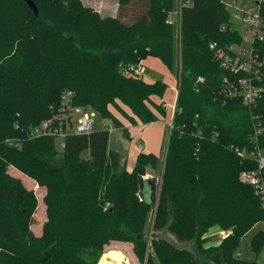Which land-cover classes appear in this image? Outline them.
<instances>
[{
    "label": "trees",
    "instance_id": "trees-1",
    "mask_svg": "<svg viewBox=\"0 0 264 264\" xmlns=\"http://www.w3.org/2000/svg\"><path fill=\"white\" fill-rule=\"evenodd\" d=\"M33 1L38 16L25 0H0V264H99L106 253L124 254L126 247L112 242L132 244L140 264H262L237 255L242 239L264 224V199L241 179L257 161L236 150L264 152V77L251 109L220 95L228 73L210 46L242 41L224 2L194 0L177 30L170 20L176 0H119L117 15L106 17L82 0ZM260 10L264 15V4ZM150 57L179 79L160 184L144 179L160 158L141 152L128 171L107 129L71 136L64 149L54 137L32 135L54 118L68 91L75 107L111 120L128 138L111 108L134 126L160 121L151 107L167 115L154 99L164 100L169 85L125 72ZM253 116L261 122L257 141ZM11 168L46 191L39 233V199ZM147 183L156 189L153 201ZM213 229L223 237L209 245L219 236L209 235ZM152 230L194 242L195 252L152 237ZM251 249L263 252V229Z\"/></svg>",
    "mask_w": 264,
    "mask_h": 264
},
{
    "label": "built area",
    "instance_id": "built-area-1",
    "mask_svg": "<svg viewBox=\"0 0 264 264\" xmlns=\"http://www.w3.org/2000/svg\"><path fill=\"white\" fill-rule=\"evenodd\" d=\"M231 12L232 28L234 25L244 27L245 34H240L241 43H235L226 49L217 48L216 44H212L210 49L213 51L215 59L222 70L228 75L224 77L220 85V95L225 99H236L241 104L251 109L256 106L262 96L264 77V49L256 46L264 45V15L260 10V5L264 4V0L256 1V8L246 10L239 6L237 0H222ZM194 0H176L175 10L170 14L171 18L175 17L176 22H171L180 27L182 12L185 8L191 7ZM225 30L226 27H223ZM126 74L141 75L139 67H128L125 69ZM202 81L201 78H199ZM178 94V93H177ZM171 120L168 123L170 131L173 130L174 115L176 104ZM95 113L73 105V93L65 92L57 109L54 118L43 121L34 131L35 136H49L56 138L60 149L65 148L67 138L71 136H89L95 129ZM254 120V140L261 134V122L258 116H253ZM12 143V141H10ZM138 148L142 150L143 144L137 142ZM241 158H253L258 163V169L247 171L241 174V179L249 185L256 188L257 192L264 199V152L257 148L252 153L245 150L239 152ZM223 237V233L220 235ZM264 252V249H263ZM241 256L240 253L237 254Z\"/></svg>",
    "mask_w": 264,
    "mask_h": 264
},
{
    "label": "rangeland",
    "instance_id": "rangeland-1",
    "mask_svg": "<svg viewBox=\"0 0 264 264\" xmlns=\"http://www.w3.org/2000/svg\"><path fill=\"white\" fill-rule=\"evenodd\" d=\"M86 6L92 7L104 17L106 16H116L118 13V4L119 0H82ZM257 0H237L239 6L246 10H253L256 8ZM172 22H176V18H171ZM177 30L178 26L173 25ZM234 30L240 32V34H245L246 30L244 27L234 25ZM178 43L176 44V60L179 64L180 57V49L181 43L179 42V36L177 37ZM141 75L139 78H142L146 82H155L156 80H161L162 82L169 85V90L164 98V100L155 98L156 105H162L164 102V107L167 109V115L163 117L154 107H151L154 112H156L160 121L149 124V125H139L135 127L128 117L124 116L118 110L111 108L114 116L122 122L125 127L130 128L132 130L131 138H128L124 135L123 131L115 128L112 124L111 120L103 119L99 115L95 117V130H103L107 129L110 132V148L116 150L121 157V164L127 168L128 171H132L135 166V162L137 156L141 152L145 153H154L160 158V165L157 169L148 168L144 179L155 180L157 184L161 183V172L163 167V162L165 159L166 146L168 142V135L170 133V128H168V123L171 120V116L174 112L175 104L178 99V83L179 79L176 76L175 72L169 71V69L156 58H151L144 63V65L139 66ZM177 70V69H176ZM178 93V94H177ZM122 109L130 116V110L122 106ZM91 111V110H90ZM93 112V111H92ZM137 133V134H136ZM143 133V134H142ZM140 137V138H139ZM139 138V140H138ZM141 141L143 144L142 150L138 148L137 142ZM85 157H88V154H85ZM11 173H14L15 176L19 177L24 185L29 190H34L38 199H39V208L35 215V224L33 225V230L35 233H39L41 231L43 223L46 221V206L44 204V196L45 189L38 187L35 182H33L30 178L20 173L14 168H11ZM38 187V188H37ZM156 192V191H155ZM264 230V224L257 225L254 227L243 239L241 242V246L239 248V253L241 254V258L248 261H258L259 263L264 264V252L260 253L258 256L251 249V240L253 236L257 233L258 230ZM216 233L214 229L210 232V236ZM152 237L165 239L175 247L179 249H185L191 252H195L196 245L194 242H184L178 240L173 234L168 232V230L163 231H154L151 232ZM221 239L220 236L212 239L209 245L216 244ZM116 244L118 246H125L126 250L124 251L125 255V263L126 264H140L138 258L136 257L133 251V245L130 243H121V242H112L110 245ZM108 245V246H110ZM107 247V246H106ZM105 247V248H106ZM113 252V251H111ZM120 252V251H117ZM122 253V252H121ZM103 257V256H102ZM102 259V258H101ZM108 257L104 256V260L106 261ZM101 263V262H99ZM124 263V262H123ZM115 264H122L120 261H116ZM212 264V263H211Z\"/></svg>",
    "mask_w": 264,
    "mask_h": 264
},
{
    "label": "water",
    "instance_id": "water-1",
    "mask_svg": "<svg viewBox=\"0 0 264 264\" xmlns=\"http://www.w3.org/2000/svg\"><path fill=\"white\" fill-rule=\"evenodd\" d=\"M26 4L28 5V7L33 10L34 14L36 16L39 15V10H38V7L36 6V4L34 3L33 0H25ZM145 180H148V179H145ZM148 182V181H146ZM155 187L152 186L150 183H147V197L150 199V200H154V197H155Z\"/></svg>",
    "mask_w": 264,
    "mask_h": 264
},
{
    "label": "crops",
    "instance_id": "crops-1",
    "mask_svg": "<svg viewBox=\"0 0 264 264\" xmlns=\"http://www.w3.org/2000/svg\"><path fill=\"white\" fill-rule=\"evenodd\" d=\"M150 58H148L147 60H145L143 63H142V65H144V63L146 62V61H148ZM135 127H138V126H135ZM129 131H130V135H132V130H130V128H129ZM137 134V133H136ZM143 134V133H142ZM140 138V137H139ZM139 138H138V140H139ZM150 153V152H149ZM153 153V152H152ZM214 231H216V233H214V234H218L219 236L222 234L221 232H219V231H217V230H214ZM114 252H117V251H113V252H109V253H106V254H104L103 255V257H102V259L100 260V262L101 263H99V264H115V262L116 261H120L118 258H116V257H114V256H109L108 257V259L106 260V261H103L104 260V256L105 255H110L111 253H114ZM119 253H121V252H119ZM122 255H123V257H124V259L122 260V261H120V262H122V264H126L125 263V256H124V254L123 253H121ZM124 262V263H123Z\"/></svg>",
    "mask_w": 264,
    "mask_h": 264
}]
</instances>
